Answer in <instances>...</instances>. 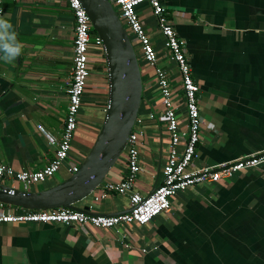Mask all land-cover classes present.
Returning a JSON list of instances; mask_svg holds the SVG:
<instances>
[{
    "label": "crops",
    "instance_id": "obj_1",
    "mask_svg": "<svg viewBox=\"0 0 264 264\" xmlns=\"http://www.w3.org/2000/svg\"><path fill=\"white\" fill-rule=\"evenodd\" d=\"M159 2L184 44L198 88L202 124L192 168L264 151V0ZM2 9V18L12 24L23 48L14 62L0 61V164L35 172L52 159L48 138L58 140L63 126L73 19L63 0H2ZM136 12L159 65L169 72L170 85L179 95V78L167 60L149 7L140 5ZM96 56L94 61L88 57L90 76L68 153L71 163L75 159L80 163L89 150L106 108L101 50ZM140 64L143 99L133 131L139 133L141 172L133 190L147 195L159 182L167 141L153 73ZM177 114L181 121L182 105ZM125 170L122 154L104 180L119 181ZM68 175L61 167L30 190L49 188ZM7 186L20 189L15 183ZM97 194L96 189L77 207L102 216L128 210L126 195L106 194L94 201ZM116 230L117 235L89 226L0 224V264H264V164L216 184L188 188L171 199L167 213L147 225Z\"/></svg>",
    "mask_w": 264,
    "mask_h": 264
},
{
    "label": "built area",
    "instance_id": "obj_2",
    "mask_svg": "<svg viewBox=\"0 0 264 264\" xmlns=\"http://www.w3.org/2000/svg\"><path fill=\"white\" fill-rule=\"evenodd\" d=\"M63 1L73 19L71 75L65 82L67 104L63 126L58 140L48 138V144L53 148V155L52 159L40 170L15 171L0 164V184L15 183L20 187V191H28L32 187L43 184L52 178L62 167L63 161L67 160L71 142L78 127V111L90 76L88 50L91 45L101 50L99 39L90 32L92 29L80 2L78 0ZM109 1L119 21L135 42L141 61L146 67L152 69L167 141L159 182L149 195H141L133 190L134 180L141 172V168L138 161L139 133L133 131L132 128L123 151L126 168L124 176L119 181L104 180L97 187L98 194L93 197L94 201H98L106 194L126 195L128 212L111 216H89L68 209L39 212L23 210L24 212L18 213L11 207L0 203V224L51 223L89 226L94 229L111 231L117 235L116 228L119 226H145L156 216L167 213L170 210L171 199L188 188L216 184L239 172L256 169L264 164V151H260L213 166L192 168L197 157L195 149L202 118L197 107L198 88L190 75V68L184 55V44L169 24L166 12L159 0ZM140 5H147L155 20L156 28L163 40L167 60L173 65L179 78V95L170 85L169 72L159 65L153 44L138 18L136 9ZM2 16V0H0V18ZM180 100L181 104H179ZM180 105L184 111L181 121L177 114ZM148 117L154 119V113H150ZM37 129L45 138L48 137L39 127ZM77 165L67 167L68 174L76 172ZM7 187L14 189L13 186ZM123 247L128 248V244H124ZM151 250L154 251L156 248L152 247ZM140 252L145 253L146 251L141 249Z\"/></svg>",
    "mask_w": 264,
    "mask_h": 264
},
{
    "label": "water",
    "instance_id": "obj_3",
    "mask_svg": "<svg viewBox=\"0 0 264 264\" xmlns=\"http://www.w3.org/2000/svg\"><path fill=\"white\" fill-rule=\"evenodd\" d=\"M100 41L106 74V108L89 150L61 182L40 190L20 191L0 184V203L25 211L68 209L89 216L100 215L77 203L94 193L124 151L126 140L143 99L141 64L126 29L109 0H78ZM74 163L63 161L62 167ZM155 189L153 186L151 194ZM148 194V195H149ZM126 210L125 212H128ZM117 215V214H111ZM104 215V216H111Z\"/></svg>",
    "mask_w": 264,
    "mask_h": 264
},
{
    "label": "clouds",
    "instance_id": "obj_4",
    "mask_svg": "<svg viewBox=\"0 0 264 264\" xmlns=\"http://www.w3.org/2000/svg\"><path fill=\"white\" fill-rule=\"evenodd\" d=\"M12 24L0 18V61L12 63L21 55L23 44L18 40Z\"/></svg>",
    "mask_w": 264,
    "mask_h": 264
},
{
    "label": "rangeland",
    "instance_id": "obj_5",
    "mask_svg": "<svg viewBox=\"0 0 264 264\" xmlns=\"http://www.w3.org/2000/svg\"><path fill=\"white\" fill-rule=\"evenodd\" d=\"M128 36H129V38H130L131 45H132V47H133V49H134V52H135V54H136V58H137V60H138V62H139L141 59H140V54H139L138 48H137V46H135L136 44H135V42L132 40V37H130L129 34H128ZM89 50H90V53H89L88 57H89V58L91 57L92 61H94V60L97 58L96 54H98V49H97L96 47L92 46V47L89 48ZM96 51H97V52H96ZM94 64H95V63H93L91 66H92L93 69H96V67H95ZM150 70H151V72H152V69H151V68H150ZM92 71H93V70H92ZM84 109H86V108H84ZM71 155H72L73 157H75V158L78 159V157L76 156V153H75V152L71 151ZM74 161H75V162H74L75 164H79V160H76V159H75ZM107 178H109V176H108Z\"/></svg>",
    "mask_w": 264,
    "mask_h": 264
},
{
    "label": "trees",
    "instance_id": "obj_6",
    "mask_svg": "<svg viewBox=\"0 0 264 264\" xmlns=\"http://www.w3.org/2000/svg\"><path fill=\"white\" fill-rule=\"evenodd\" d=\"M90 32H91V34H94V32L92 31V30H90ZM15 212H18V213H20V212H24L23 210H20V209H18V208H14V207H11Z\"/></svg>",
    "mask_w": 264,
    "mask_h": 264
}]
</instances>
